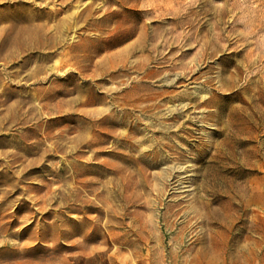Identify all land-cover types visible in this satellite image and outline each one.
I'll use <instances>...</instances> for the list:
<instances>
[{"label": "rangeland", "instance_id": "obj_1", "mask_svg": "<svg viewBox=\"0 0 264 264\" xmlns=\"http://www.w3.org/2000/svg\"><path fill=\"white\" fill-rule=\"evenodd\" d=\"M264 264V0H0V264Z\"/></svg>", "mask_w": 264, "mask_h": 264}, {"label": "trees", "instance_id": "obj_2", "mask_svg": "<svg viewBox=\"0 0 264 264\" xmlns=\"http://www.w3.org/2000/svg\"><path fill=\"white\" fill-rule=\"evenodd\" d=\"M98 257L96 256H92V257H89V258H80L77 260V262L75 264H90L92 262H95V260L97 259ZM103 264H108V262H104Z\"/></svg>", "mask_w": 264, "mask_h": 264}]
</instances>
